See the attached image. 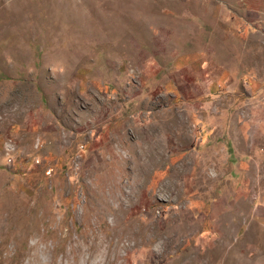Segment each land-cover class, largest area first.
Here are the masks:
<instances>
[{
    "label": "rangeland",
    "instance_id": "374dc122",
    "mask_svg": "<svg viewBox=\"0 0 264 264\" xmlns=\"http://www.w3.org/2000/svg\"><path fill=\"white\" fill-rule=\"evenodd\" d=\"M0 264H264V0H0Z\"/></svg>",
    "mask_w": 264,
    "mask_h": 264
}]
</instances>
